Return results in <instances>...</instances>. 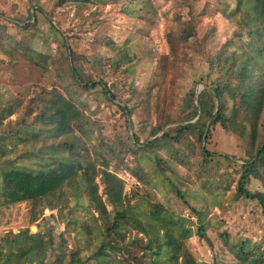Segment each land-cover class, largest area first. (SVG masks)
I'll return each instance as SVG.
<instances>
[{"label": "rangeland", "instance_id": "374dc122", "mask_svg": "<svg viewBox=\"0 0 264 264\" xmlns=\"http://www.w3.org/2000/svg\"><path fill=\"white\" fill-rule=\"evenodd\" d=\"M55 1L0 0L1 99L17 100L24 105L42 88L50 91L45 93L48 96L60 93L90 117L94 135L100 130L121 153L131 142L116 102L136 107L131 118L133 131L140 140L148 136L162 115L176 123L185 109L186 93L202 88L199 79L208 73L202 50L211 53L229 39L239 27L237 18L241 13L231 11L238 0H68L59 6H55ZM68 48L78 56L85 72L105 83L114 95L112 100L98 94L102 85L84 91L69 76H61L66 70ZM151 78L154 83L148 99L139 103ZM213 78L215 75L211 73L208 80ZM231 84L236 86L235 82ZM15 117L14 113L4 122ZM5 133L1 130L2 139ZM86 143L90 140L86 139ZM204 147L213 154L230 156V159L218 157L220 165L214 169L216 181L210 191L201 187L200 176L180 163L176 165L178 174L166 175L178 188H187V204L176 197L151 161L125 153L111 159L108 168L124 180L127 194L138 197L149 193L193 221L192 227L197 224L192 208L201 211L206 225L203 237L196 234L185 239L187 248L198 261L232 264L235 258L223 237L228 243L247 239L251 244H264V217L255 202L231 200L239 168L235 163L244 155L238 137L212 124ZM0 152V173L10 167L43 169L65 155L56 149L52 131L28 132L12 140L4 138ZM121 160H128L129 168L136 170L142 179L128 171ZM250 187L264 190L257 180ZM67 203L78 221L90 222L84 196L73 197L68 193ZM51 212L31 201L0 205L1 250H6L10 231L28 227L29 232H35L38 228L44 230L47 224L53 225V233L63 231V223L49 216ZM74 233L72 229L64 233L67 246L74 242L85 246V239ZM94 242L91 240L89 246ZM136 254L140 255V251ZM122 257L113 256L112 264H150L148 256L141 262Z\"/></svg>", "mask_w": 264, "mask_h": 264}, {"label": "trees", "instance_id": "16d2710c", "mask_svg": "<svg viewBox=\"0 0 264 264\" xmlns=\"http://www.w3.org/2000/svg\"><path fill=\"white\" fill-rule=\"evenodd\" d=\"M66 1L56 0L55 6ZM237 10L241 11L237 18L239 27L232 36L211 53L202 50L208 73L199 79L202 88L186 93L185 109L176 123L162 115L148 136L140 140L133 131L131 118L136 107L116 103L131 142V146L126 144L125 153L153 162V169L185 204L187 188H178L166 175L178 174L176 165L180 163L200 176L201 187L210 191L214 169L220 165L218 157L230 159L227 154L216 155L205 149L210 126L218 124L233 133L242 143L244 155L235 163L239 168L231 200L255 202L264 217V190L250 187L253 180L264 186V0H238L231 8L232 12ZM65 57L66 70L61 76H69L84 91L102 85L98 94L113 99L105 83L84 71L74 51L68 48ZM211 73L215 78L209 81ZM231 82L236 86L231 87ZM153 83L151 78L139 103L147 101ZM49 92L42 88L24 105L17 100L3 101L0 95V148L4 138L12 140L28 132L52 131L56 149L65 153L43 169L10 167L2 171L0 205L20 201L43 205L52 211L49 216L63 223L64 229L53 233V225L47 224L44 230L38 228L35 232H29L28 227L10 231L6 250L0 248V264H112L111 258L120 254L124 260L132 258L139 262L148 256L150 264H209L196 260L185 244V239L193 235L203 237L206 229L203 213L192 208L197 222L192 227L193 221L149 193L138 197L127 194L124 180L108 168L111 159L125 153L117 152L112 145L114 141L100 130L94 135L90 128L94 122L70 98L60 93L45 94ZM34 109L37 111L33 114ZM14 113L13 121L4 122ZM1 130L6 131L3 139ZM121 161L128 171L142 179L136 170L129 168L128 160ZM68 193L87 199L90 222L78 221L67 203ZM70 229L85 239V246L91 245V240L95 242L89 248L77 242L68 247L64 233ZM223 238L235 258L232 264H264V244H251L247 239L228 243Z\"/></svg>", "mask_w": 264, "mask_h": 264}]
</instances>
